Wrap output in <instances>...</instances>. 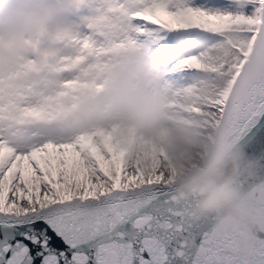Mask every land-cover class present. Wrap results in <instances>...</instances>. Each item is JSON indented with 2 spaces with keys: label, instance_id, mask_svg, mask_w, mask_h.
<instances>
[{
  "label": "snow or ice",
  "instance_id": "snow-or-ice-1",
  "mask_svg": "<svg viewBox=\"0 0 264 264\" xmlns=\"http://www.w3.org/2000/svg\"><path fill=\"white\" fill-rule=\"evenodd\" d=\"M90 19L77 54L51 69L76 73L54 96L0 94V264H264V239L245 249L216 216L192 217L155 142L61 122L106 86L104 57L187 36L193 50L167 69L195 96L183 115L244 147L264 205V0H100ZM194 76L206 85L192 88Z\"/></svg>",
  "mask_w": 264,
  "mask_h": 264
},
{
  "label": "clouds",
  "instance_id": "clouds-1",
  "mask_svg": "<svg viewBox=\"0 0 264 264\" xmlns=\"http://www.w3.org/2000/svg\"><path fill=\"white\" fill-rule=\"evenodd\" d=\"M99 4L0 0V94L22 97L25 104L34 103L35 92L54 96L76 73L51 69L77 54L73 40L90 32V17ZM187 39L178 36L170 43L104 57L109 67L98 82L106 81V86L83 95L77 108L69 105L61 122L73 132L115 126L127 136L155 142L180 171L177 196L196 201L192 217L216 216L221 227L243 234L240 243L247 249L264 239V205L257 203L247 179L253 165L223 126L205 127L184 117L195 96L171 80L167 69L193 50L185 45ZM206 83L207 77L201 76L189 81L192 88Z\"/></svg>",
  "mask_w": 264,
  "mask_h": 264
},
{
  "label": "rangeland",
  "instance_id": "rangeland-1",
  "mask_svg": "<svg viewBox=\"0 0 264 264\" xmlns=\"http://www.w3.org/2000/svg\"><path fill=\"white\" fill-rule=\"evenodd\" d=\"M169 159V158H168ZM171 162V161H170ZM172 163V162H171Z\"/></svg>",
  "mask_w": 264,
  "mask_h": 264
}]
</instances>
